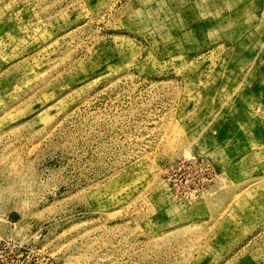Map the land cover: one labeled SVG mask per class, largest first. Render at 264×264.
<instances>
[{
    "label": "rangeland",
    "instance_id": "1",
    "mask_svg": "<svg viewBox=\"0 0 264 264\" xmlns=\"http://www.w3.org/2000/svg\"><path fill=\"white\" fill-rule=\"evenodd\" d=\"M0 264H264V0H0Z\"/></svg>",
    "mask_w": 264,
    "mask_h": 264
}]
</instances>
